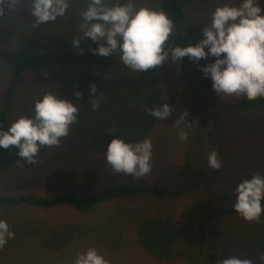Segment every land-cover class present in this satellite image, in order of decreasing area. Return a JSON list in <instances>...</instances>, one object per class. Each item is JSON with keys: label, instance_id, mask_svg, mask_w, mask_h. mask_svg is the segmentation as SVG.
I'll list each match as a JSON object with an SVG mask.
<instances>
[{"label": "rangeland", "instance_id": "374dc122", "mask_svg": "<svg viewBox=\"0 0 264 264\" xmlns=\"http://www.w3.org/2000/svg\"><path fill=\"white\" fill-rule=\"evenodd\" d=\"M161 0H136L137 7L160 10ZM226 0H192L186 8L183 24L174 28L173 38L166 42L182 46L189 41L195 45L202 37L200 29L210 19L211 12ZM264 4V3H263ZM87 0H71L65 16L54 22L32 27L31 0H21L17 8L0 4V45L22 50L42 51L51 48L57 37L62 49H74L72 41L81 33H66L62 24L75 19ZM178 37V38H177ZM90 42L85 38L78 47ZM180 62L167 61L156 67L162 102L172 109L166 120H158L146 139L152 144L151 172L139 179L114 173L105 156L81 149L68 135L59 147L43 148L40 161L31 171H17L9 179L0 180V195H50L77 192L92 194L106 184L132 182L152 192L162 193L164 199L139 198L120 203H108L88 213L69 208L51 211L19 207L0 209L15 233L14 239L0 249V264H72L78 251L94 247L109 264H208L210 255L218 261L227 254H236L260 262L259 243L264 239V215L259 221L246 222L238 215L209 217L220 206L216 195L221 186L235 203L233 195L238 183L254 174L264 175V109L254 112L225 111L227 103L236 99H220L198 91L195 77L189 89ZM213 58L201 60L203 65ZM0 94L5 81L1 76ZM71 101L70 93L64 96ZM187 113L183 123L189 127L187 141L178 137L173 124ZM17 117H22L19 110ZM216 150L222 167L213 171L207 157ZM152 211L171 215L181 228L175 257L160 260L139 245L135 228Z\"/></svg>", "mask_w": 264, "mask_h": 264}, {"label": "clouds", "instance_id": "9594fccd", "mask_svg": "<svg viewBox=\"0 0 264 264\" xmlns=\"http://www.w3.org/2000/svg\"><path fill=\"white\" fill-rule=\"evenodd\" d=\"M15 9L21 0H0ZM264 0H226L211 12L207 24L200 29L202 37L195 45L172 46L166 42L173 38L175 25L162 10L137 7L136 0H87L80 11L78 31L80 38L72 41L77 48L85 38L98 46L89 49L94 55L109 57L118 54L125 67L133 72H146L167 61L180 62L187 57L194 64L213 58L201 66L203 77L211 80V88L220 99L252 102L264 98V15L259 5ZM71 0H31L30 14L35 18L32 27L56 21L65 16ZM2 14V12H0ZM95 86L90 93L95 94ZM79 100L81 93L76 92ZM102 96V95H101ZM91 99V110L98 111L100 97ZM61 99L55 92H45L34 99L31 116H22L4 130L0 128V149L13 146L16 155L29 164L38 160L43 148L59 147L69 135L70 127L79 122L77 104ZM172 112L167 103L159 108H147L146 113L158 120H166ZM183 113L173 124L178 137L187 141L189 127L183 123ZM113 138L105 147V161L114 173L139 179L151 172L152 144L149 139L126 142L110 132ZM207 164L213 171L222 167L216 150L209 153ZM233 211L244 221H259L264 215V175L254 174L236 186ZM15 233L4 219H0V249ZM264 264V255L259 257ZM72 264H109L94 247L78 251ZM218 264H254L247 258L230 256Z\"/></svg>", "mask_w": 264, "mask_h": 264}, {"label": "trees", "instance_id": "16d2710c", "mask_svg": "<svg viewBox=\"0 0 264 264\" xmlns=\"http://www.w3.org/2000/svg\"><path fill=\"white\" fill-rule=\"evenodd\" d=\"M199 2L204 3L205 0ZM191 4L192 0H161L160 10L177 27L184 23L186 8ZM259 7L261 15H264V4L261 3ZM62 29L66 33H75L78 23L75 19H69L62 24ZM62 43V38L57 37L51 48L39 52L29 49V53L0 45V64L3 65L1 76L5 81L0 94V128L7 130L16 120L17 110L23 116L33 115L30 111L33 101L42 93L55 92L61 99L70 93L71 101L79 102V122L70 127L69 136L84 151L104 156L105 147L113 138L110 132L130 143L146 139L158 121L147 115L146 109L159 108L162 102L157 69L133 72L123 65L118 54L109 57L94 55L89 49H95L98 45L91 41L71 50H63ZM188 44H191L190 40L183 42L182 46ZM201 66H204L201 61L197 65L187 58L182 74L189 89L193 88L192 78L195 77L199 85L198 91L212 95L211 80L203 77ZM93 85L96 88L95 94L90 93ZM76 92L81 93L78 101L74 95ZM98 96H101L100 108L92 111L90 100ZM223 109L254 112L264 109V98L252 102L239 100L227 103ZM16 153L17 149L13 146L0 149V180L9 179L17 171L35 169L42 149L34 164L22 160ZM216 195L221 204L216 211L208 213L209 217L237 215L233 211L229 194L221 186ZM144 197L161 200L165 195L127 182L119 185L106 184L87 195L77 192L0 195V209L25 207L51 211L69 208L79 213H88L108 203ZM135 236L140 247L152 257L170 260L175 257L181 228L171 215L152 211L137 224ZM259 248L261 256L264 255V239L259 243ZM230 256L250 259L236 254H227L223 259ZM208 264H218L216 256L210 255Z\"/></svg>", "mask_w": 264, "mask_h": 264}]
</instances>
